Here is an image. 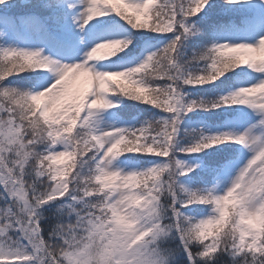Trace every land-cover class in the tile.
<instances>
[{"label": "snow or ice", "instance_id": "6c2138e0", "mask_svg": "<svg viewBox=\"0 0 264 264\" xmlns=\"http://www.w3.org/2000/svg\"><path fill=\"white\" fill-rule=\"evenodd\" d=\"M0 264H264V0H0Z\"/></svg>", "mask_w": 264, "mask_h": 264}, {"label": "trees", "instance_id": "16d2710c", "mask_svg": "<svg viewBox=\"0 0 264 264\" xmlns=\"http://www.w3.org/2000/svg\"><path fill=\"white\" fill-rule=\"evenodd\" d=\"M189 115H191V113H189Z\"/></svg>", "mask_w": 264, "mask_h": 264}]
</instances>
